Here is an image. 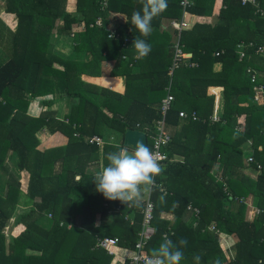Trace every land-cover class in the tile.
I'll return each instance as SVG.
<instances>
[{"label": "trees", "instance_id": "1", "mask_svg": "<svg viewBox=\"0 0 264 264\" xmlns=\"http://www.w3.org/2000/svg\"><path fill=\"white\" fill-rule=\"evenodd\" d=\"M179 1L168 0L167 9L152 21V34L146 38L152 50L146 58L137 59L132 44L139 32L130 17L141 10L139 0H76V15L68 11V0H6L5 9L16 14L17 27L6 33L0 26L5 57L0 63V264H109L112 255L96 246L104 237L117 236L118 245L134 249L145 198L136 207L108 200L96 191V173L88 167L97 159L100 145L88 138L101 136L103 125L122 135L126 128H133L146 132L151 148L159 107L168 93L174 99L165 123L175 128L166 148L164 171L149 193L153 233L144 251L152 255L166 236L177 247L180 239L188 241L181 249L185 264H195L194 254L201 255V264H264V213L247 218L249 195L253 206L264 208V171L255 179L247 176L242 150V144L251 139L254 157L264 164V104L253 102L250 77L251 68L261 71L255 83L264 85V54L256 53L259 46L264 47V17L256 12L257 6L264 8V0H222L214 24L196 22L180 31L171 24L163 27V18L182 19ZM212 1L191 0L186 11L204 14L211 10ZM111 12L126 17L113 30L108 29ZM98 18L101 25L95 23ZM77 23L82 29L72 49L80 58L64 59L52 51L53 29L58 25L59 32L69 33ZM240 41L253 42L242 59L237 53ZM177 47L192 56L189 61L181 57L172 69ZM107 60H114L110 73L123 76L124 93L80 78L83 73L102 72V62ZM216 61L222 69L212 75ZM218 85L223 110L220 119L212 122L213 97L207 95V88ZM95 89L102 100L91 94ZM41 97L47 105L64 97L76 103L58 120L51 111L30 109V99ZM180 110L186 116L180 117ZM43 128L63 133L67 142L39 148ZM119 146L104 145V166L107 154ZM12 156L13 166L8 163ZM215 164L222 172L212 173ZM20 202L31 209L20 216L17 227L21 230L13 227L7 241L4 228ZM77 203L85 213L88 210L87 226L74 220ZM187 206L198 209L196 226L183 220ZM113 208L117 213L109 223L94 225L97 213L104 220ZM163 211H171L173 219L161 218ZM42 218L47 220L44 225ZM210 224L235 237L232 254L219 243Z\"/></svg>", "mask_w": 264, "mask_h": 264}, {"label": "crops", "instance_id": "2", "mask_svg": "<svg viewBox=\"0 0 264 264\" xmlns=\"http://www.w3.org/2000/svg\"><path fill=\"white\" fill-rule=\"evenodd\" d=\"M75 3H76V0H68L67 8H68V11H70L72 14L76 15L79 13H77V11H76ZM5 7H6V0H0V26L2 28H5L4 30L6 33L7 32H14L16 30V27H17V16L15 13L8 12L5 9ZM222 7H223L222 0H213L212 1V8L210 11L205 12L204 14H201V15L190 14L189 12H187L185 18L188 21L189 25H191L192 23H196V22L214 24L215 22L218 21L219 12H220ZM259 9H264V8L257 6L256 12H259ZM77 16H79V15H77ZM259 16H261V15L259 14ZM125 19H126V17L124 14L119 13V12H111L108 16V29L113 30L117 27L122 26L125 22ZM172 20H174V19L170 18V17L163 18L162 19L163 27H166V26L170 27ZM2 22L5 24L6 27L1 25ZM81 25L82 24H80V23L74 24L73 29L69 33L68 32H59L57 30L59 28V26L56 25L53 29L52 38H51V43H52V48H53L52 51H54L57 55H59L60 57H62L64 59H67V58L79 59L80 56L79 57L77 56L75 51H73L72 46L75 43L74 42L75 36L82 29ZM241 42H243L246 45L248 43L253 44V42H244V41H240L238 43H241ZM0 48H1V45H0ZM1 49H0V63L5 59L3 52H1ZM190 59H191V57H190ZM113 64H114V60L103 61L102 62V72H100V73H83L80 75V78L84 82H86L92 86H97V87L108 89L110 91H114V92H118V93H124L126 90V87H125L123 76L110 73ZM221 69H222V63L219 61H216L212 64L210 73L212 75H217L220 73ZM253 74H255V76L257 78V77H260L262 75V72L257 70V69L251 68L250 69V77H252ZM255 82H254V85L252 87L253 102L257 103L258 105H262V104H264V85L259 84V83L257 84ZM259 85H262L263 88L259 89L258 88ZM133 86H134V84H133ZM94 91L95 92H92L91 94L96 99H98L99 101L102 100L103 96L98 94L99 91L97 89H95ZM221 94H222V86H219V85L218 86H209L207 88V95H210L213 97L212 112H211L209 118H210V120H212L211 118L213 117V115L218 118L217 120H212V122L218 121L220 119L219 117H220L222 110H223L222 109L223 106H222ZM44 99H46V98H44V97H41L39 99L31 98L30 99V109L34 110L36 113L39 110L51 111L52 114L56 118H58V120L63 118L64 115L70 110L71 106L76 103L75 99L70 98V97H64V98H60L59 100H55L52 103H50L49 105H47V104L43 103ZM240 105H246V102L240 103ZM102 111L108 116L111 115V113L108 110H106L105 108H102ZM174 128L175 127L173 125L166 124L167 132L170 135L173 134ZM100 132H101L100 137L102 138L103 143L99 146V151H98V155H97L98 160L97 159L94 160L90 164V166L88 167V171L92 172V173L98 172L104 166V157L106 155L104 152V145L107 143L120 145L122 142V138H123L122 133H120L119 131L114 130L112 128H109L105 125L102 126ZM104 135L109 136L110 142H107L104 140ZM38 136L40 138V143H39L38 147L41 149H45V148L53 147V146H61L67 142V137L63 133H61L59 131L54 132V133H50L45 128L40 130ZM261 148H262V146L259 145L258 149H261ZM242 150H243V156H244L243 172L247 176H249L250 178L255 179L257 176V171L251 165H249L246 162L247 156L249 154L253 155V153H252L253 152L252 140L251 139H247L242 144ZM174 158L180 159V156L174 155ZM9 165H11V166L15 165V157L14 156L11 157ZM220 172H222V167L219 164H215L212 168V173L218 174ZM147 194H145L143 196V198H145ZM253 200H254L253 196L249 195L247 198V202L250 203L252 206L254 204ZM81 202H78V203H81ZM104 205H105V202H104ZM79 206H80V210L78 208ZM82 207L83 206L79 205V204L76 206V214L74 216V220L81 225L87 226V224H88V210H87V213H85L82 210ZM30 209H31V205H27L23 202H20V204H18L16 207V210L14 212L15 214H13V216L8 220L7 226L4 228V233L7 235V231H8V229L10 230L11 227L12 228L15 227L14 231L21 230L22 227H17V222L19 221L20 216L22 214H25L28 211H30ZM116 213H117V208L110 209L107 213V215H108L107 218H105L104 220L101 219L99 216V213H97L95 215V218H94V225L98 226L99 224H102V223H109L113 219V217L115 216ZM173 217H174V214L171 211H163L161 214V218L166 219L168 221H171L173 219ZM46 218H48V216H46ZM46 218H42L40 220V222L43 225L47 221ZM130 218H132V217H130ZM197 218H198V216L193 211L192 207L188 208V206H187V211L185 212L184 217H183L184 222L187 225L196 226L197 220H198ZM247 218H248V220H252L254 218V215L252 214V212H250V213L248 212ZM212 224H210L208 226V228H210ZM217 233H218L219 243L222 244L224 248L228 249L231 252L230 254H232V247H233V244L235 242V237L231 234H227L225 232H222L219 229H218ZM6 239H7V236H6ZM132 253H133V249L117 245L115 248H113V254H110V255H112V260L109 264H120L125 260H129ZM224 263H226V262H223L221 264H224ZM181 264H185V263L181 262Z\"/></svg>", "mask_w": 264, "mask_h": 264}, {"label": "clouds", "instance_id": "3", "mask_svg": "<svg viewBox=\"0 0 264 264\" xmlns=\"http://www.w3.org/2000/svg\"><path fill=\"white\" fill-rule=\"evenodd\" d=\"M139 3L141 10L134 11L130 17L131 25L139 32L132 47L136 58L144 59L152 50L146 39L153 31L152 21L167 9L168 0H139ZM106 160L107 164L96 172L93 179L96 191L108 200H119L136 207L141 206L145 194L153 191L157 177L164 171L159 154L143 140H137L134 146L124 143L116 151L108 153ZM187 243L182 238L179 240L180 247H177L165 236L146 264H181L184 259L181 249ZM193 259L195 264H201L200 254H194Z\"/></svg>", "mask_w": 264, "mask_h": 264}, {"label": "built area", "instance_id": "4", "mask_svg": "<svg viewBox=\"0 0 264 264\" xmlns=\"http://www.w3.org/2000/svg\"><path fill=\"white\" fill-rule=\"evenodd\" d=\"M242 2L248 1V0H241ZM250 2L254 3V0H249ZM180 5L183 9V17L181 20H172L171 25L174 29L180 31L183 28H186L189 26L188 21L186 20L185 16L187 14L186 8L190 5L191 0H180ZM261 16H264V9H259L258 12ZM97 25H101V19L98 18L95 22ZM114 32L110 31V35H113ZM127 40V39H126ZM252 46V43H248L247 45L243 42L237 43V53L238 58L242 59L245 55L246 48ZM256 53L264 54V47L259 46L256 49ZM219 53L216 52V55ZM181 57L186 58V53L181 52V50L177 47L175 50L174 59L172 62L171 68H176L179 64V60ZM251 81H256L255 74L252 75ZM259 89H262L263 86L259 85ZM174 99V96L171 93H168L166 97H164L161 101L160 107H159V115L160 117L156 120L155 123V133L151 135V149L153 152L159 154V159L161 161V164L164 165L165 162L168 160L166 148L171 140V135L167 132L166 129V123H165V115L167 111L170 109L171 103ZM180 117L186 116V112L184 110H180L178 112ZM192 117H196L195 112L191 113ZM212 120H217L218 118L213 115L211 118ZM89 142H94L97 145H101L103 143V140L98 135H92L88 138ZM246 162L251 165L257 173L264 171V164L258 161L253 155L249 154L246 158ZM249 206V213L252 212V214L255 216L260 213H264V208L252 206L250 203H248ZM152 208L153 205L149 200V193L145 197V208L143 213V219L141 224V229L138 232V239L135 243V247L133 249V253L130 256L128 260V264H146V262L149 260V258L152 256L151 254H148L144 251V247L148 239L153 233V227L151 225V219H152ZM188 208H191L188 206ZM193 211L197 214L198 209L192 208ZM212 230L218 232V229L214 227V225H211L210 227ZM119 238L117 236L113 237H104L102 239H98L96 246L103 248L106 250L109 254H113V248H115L118 245ZM224 264H231V262H226Z\"/></svg>", "mask_w": 264, "mask_h": 264}, {"label": "water", "instance_id": "5", "mask_svg": "<svg viewBox=\"0 0 264 264\" xmlns=\"http://www.w3.org/2000/svg\"><path fill=\"white\" fill-rule=\"evenodd\" d=\"M186 56V60L189 61L190 57L192 56V53L188 52L186 53ZM137 140H143L145 145H148L147 134L145 131L133 128H126L123 133V138L120 146H123L124 143L127 145L134 146Z\"/></svg>", "mask_w": 264, "mask_h": 264}, {"label": "rangeland", "instance_id": "6", "mask_svg": "<svg viewBox=\"0 0 264 264\" xmlns=\"http://www.w3.org/2000/svg\"><path fill=\"white\" fill-rule=\"evenodd\" d=\"M76 100V99H75ZM104 140L105 141H107V142H110V139H109V136L108 135H104ZM15 161H16V159H15ZM9 163H10V160L8 161ZM13 164V163H12ZM15 214V213H14ZM15 217V216H14ZM11 229H12V227L10 228V230L8 229V231H7V241H9V236H10V233H11Z\"/></svg>", "mask_w": 264, "mask_h": 264}]
</instances>
